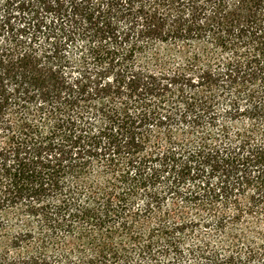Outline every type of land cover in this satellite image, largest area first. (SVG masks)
<instances>
[{"label": "trees", "instance_id": "trees-1", "mask_svg": "<svg viewBox=\"0 0 264 264\" xmlns=\"http://www.w3.org/2000/svg\"><path fill=\"white\" fill-rule=\"evenodd\" d=\"M0 264H264V0H0Z\"/></svg>", "mask_w": 264, "mask_h": 264}]
</instances>
